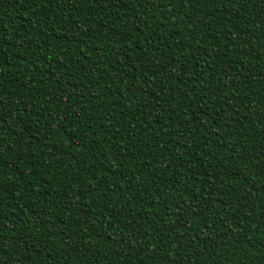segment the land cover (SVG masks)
<instances>
[{
    "label": "trees",
    "instance_id": "16d2710c",
    "mask_svg": "<svg viewBox=\"0 0 264 264\" xmlns=\"http://www.w3.org/2000/svg\"><path fill=\"white\" fill-rule=\"evenodd\" d=\"M259 0H0V264H264Z\"/></svg>",
    "mask_w": 264,
    "mask_h": 264
},
{
    "label": "snow or ice",
    "instance_id": "6c2138e0",
    "mask_svg": "<svg viewBox=\"0 0 264 264\" xmlns=\"http://www.w3.org/2000/svg\"><path fill=\"white\" fill-rule=\"evenodd\" d=\"M259 3L261 5L260 13H261L262 16H264V0H259ZM262 255H264V253H262Z\"/></svg>",
    "mask_w": 264,
    "mask_h": 264
}]
</instances>
